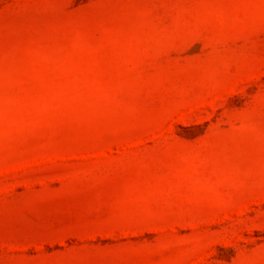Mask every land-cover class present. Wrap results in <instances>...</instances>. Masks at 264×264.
I'll list each match as a JSON object with an SVG mask.
<instances>
[{
  "label": "rangeland",
  "instance_id": "obj_1",
  "mask_svg": "<svg viewBox=\"0 0 264 264\" xmlns=\"http://www.w3.org/2000/svg\"><path fill=\"white\" fill-rule=\"evenodd\" d=\"M0 264H264V0H0Z\"/></svg>",
  "mask_w": 264,
  "mask_h": 264
}]
</instances>
